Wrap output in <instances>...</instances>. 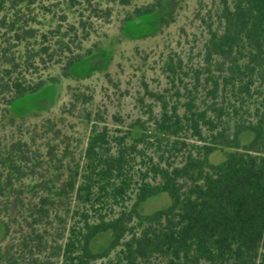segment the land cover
Segmentation results:
<instances>
[{
    "label": "trees",
    "instance_id": "obj_1",
    "mask_svg": "<svg viewBox=\"0 0 264 264\" xmlns=\"http://www.w3.org/2000/svg\"><path fill=\"white\" fill-rule=\"evenodd\" d=\"M105 1L132 2L0 0V264H264V0H222V27L210 28L196 76L211 84L213 100L202 107L192 97L183 113L164 104L153 119L154 140L182 152L179 163L163 151L136 179L138 146L156 141L146 132L131 144L112 139L84 105L81 118L94 122L83 149L65 129L63 110L40 120L14 115L15 103L54 67L70 77L100 46L93 36L113 15ZM164 1L137 5L126 20ZM169 1L175 8L177 0ZM228 92L233 104L221 98ZM254 96L256 120H244L237 102ZM247 130L254 138L242 146ZM223 147L236 150L212 163L210 154ZM163 191L171 205L139 211ZM107 230L111 244L94 252L92 239Z\"/></svg>",
    "mask_w": 264,
    "mask_h": 264
},
{
    "label": "rangeland",
    "instance_id": "obj_2",
    "mask_svg": "<svg viewBox=\"0 0 264 264\" xmlns=\"http://www.w3.org/2000/svg\"><path fill=\"white\" fill-rule=\"evenodd\" d=\"M154 1L132 0L129 5L105 1V5L113 8V15L108 23L101 24L99 36H93L100 46L72 66L70 77L63 76L58 66L54 67L40 89L15 103L14 115L22 117L36 113V120H40L61 115L63 110L65 129L73 144L83 149L94 122L81 118L86 111L83 105L92 111L93 119H101L100 126L106 125L112 139L120 137L128 144L134 143V139L145 132L156 141L153 119L161 116L164 104L168 105V111L176 105L183 113L185 102L193 97L198 105L205 107L213 100L208 93L211 84L204 80L198 83L196 76L204 65L210 28L222 27L219 19L222 0H177L173 9L170 1L165 0L155 12L126 20L137 5ZM74 19L71 14L70 20ZM84 93L91 98L86 104L82 99ZM231 95L228 92L221 98L227 104H233L235 100L234 97L230 100ZM243 99L237 102L239 106L243 104L239 115L244 120L255 121L252 107L259 101L255 96ZM253 138L252 130L245 131L240 137L241 145L249 144ZM138 149L143 154L133 162L136 179L151 164V157L157 161L163 151L170 161L179 163L182 159V152L166 140L162 146L156 141L140 144ZM233 150L236 148H219L210 154V161L220 163ZM171 204L170 193L163 191L143 201L139 211L151 214ZM105 208L104 211L111 209L110 206ZM4 232V224L0 221V242ZM113 237L112 230L97 234L91 241V249L94 252L103 250L111 244Z\"/></svg>",
    "mask_w": 264,
    "mask_h": 264
}]
</instances>
